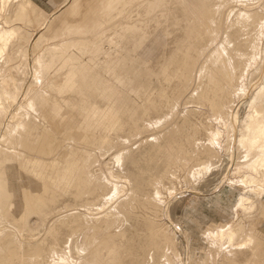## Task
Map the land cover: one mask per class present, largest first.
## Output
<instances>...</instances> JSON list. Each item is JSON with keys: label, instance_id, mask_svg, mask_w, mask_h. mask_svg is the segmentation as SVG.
<instances>
[{"label": "rangeland", "instance_id": "1", "mask_svg": "<svg viewBox=\"0 0 264 264\" xmlns=\"http://www.w3.org/2000/svg\"><path fill=\"white\" fill-rule=\"evenodd\" d=\"M34 1L45 10L47 17H51V14L56 12L58 19V16L65 17L69 12V16L65 19L75 24L79 20L82 22L85 14V19L86 16L89 18V14L94 12L91 9L97 7L96 5H99L102 0H69V3L67 0ZM200 1L138 0L131 2L126 0L123 4H118L107 18L100 17L102 24L100 23L97 30L95 29V32L87 36L81 44L82 49L80 48L79 53L70 49L67 51L65 57L69 58L70 63L64 69L75 72L78 84L69 93H58L59 96L52 86L47 88L46 73L43 74V78L36 80L31 70L36 64L35 56L40 51L43 50L41 55L46 60L55 55L54 61L59 62L60 54L64 49L61 51L50 49L49 43L52 41H46V34H50L49 31L45 30L43 37L35 39L34 35L38 27L26 20H15V5L18 1L11 0L6 5V9L0 10V24L6 25L9 22L8 24L12 25L11 27L18 34V36L13 34V36L16 35L14 38L12 36L14 40L11 38L6 53L4 52L0 57V89L3 90L2 86L6 87L9 98L10 95H16L15 99L6 98L9 103L7 116L0 113V134L2 132L5 137L0 139V187L5 186L3 190L0 188L2 191L0 193V264L28 262V264H57L56 260L58 262L59 258H66L72 264L76 262L80 264H168L166 260L171 261L172 264H210L212 262H214L212 264H226L224 260H221L222 252L217 250L218 242L220 243L218 245L230 243L231 258L237 263H244L251 257L250 247L247 246L248 234L241 228V225L246 223L248 226H256L255 234L260 237L259 244L263 248L259 250L260 257L256 260V264H264V213H262L264 212V164H257L256 166H261L256 167L255 172L246 170L245 165L247 166L251 159H255L260 151L257 147L248 146V142L238 143L240 136L244 137L249 133L247 129H244L245 125L251 124L254 120H251L252 116H249V114L254 115L251 109L261 110L263 113L259 111L256 118H260L261 115V118H264V22H262L264 21V0ZM90 2L93 5H90ZM245 4L249 7L248 9ZM200 6L212 13L215 20L213 24L216 25L213 26L218 30L219 36H223L224 31L227 30L228 35L230 34L234 40L242 42L244 38L242 36L253 33L256 35L258 32L255 31V27L259 28V25L263 27L258 33L262 35L260 34L259 39L257 38V47L252 56L255 58L249 61L255 60L256 63H249V67L248 65L237 67L236 73L237 76L241 75L242 87L240 93L235 95L237 98L233 99L235 96L228 93L225 88L227 77L222 76L220 81L214 82L209 78L207 71L201 74L202 61L212 46L209 42L211 36L205 26L208 25V20L201 13ZM230 11L234 12L231 14ZM246 11L256 16L255 21H249L245 25L246 28L241 30L235 22L239 15L247 13ZM121 14L123 16L127 14L126 19ZM120 18L122 22L119 21ZM57 19L48 20H55L52 26L57 27L59 25ZM106 34L111 37H106L108 36ZM22 35L24 42L22 41L21 44L18 38ZM77 39V36H73L74 44H79ZM97 41L100 43H96ZM7 57L10 58L9 61ZM221 58L215 61L216 67L223 66ZM124 64L125 68H123ZM112 69L121 73L122 86H119L125 89L126 93L120 88L116 94L109 89L104 91L108 85L111 86L114 83L111 82V78L114 79ZM134 69L135 72H133ZM136 70L139 73L144 70L142 74L145 77L141 73L140 77ZM249 71L251 72L248 73ZM132 72L135 74L132 75ZM137 77H139L138 80ZM32 87L33 89L30 90ZM43 92L57 97V100L64 103L63 107L66 104L64 107L66 110H69V104L78 101L80 94L88 95L90 101L96 103L99 101L97 104L101 106L107 100L105 96L117 97L122 115L120 123L117 122L113 129L84 128L81 125L76 126L78 122L65 123L62 128L56 130L38 112ZM25 95L26 99L31 98L35 102L33 107L36 110H33V107L29 108ZM100 100L103 102L100 103ZM26 106L29 107L26 108ZM223 106L227 107L223 109ZM24 112H26L25 115ZM15 113H18L16 121L13 120L14 116H11H16ZM158 119L163 121L160 125L150 124ZM216 119L219 120L215 121ZM221 119L226 122L221 123ZM19 122L22 127L16 126ZM119 124L121 127L118 126ZM91 129H94V132ZM212 133L217 136L210 137ZM21 134L23 136H20ZM46 138L51 141L49 154L42 152ZM21 142L25 143V147ZM213 145L219 146L214 148ZM68 147L69 150H67ZM248 147L253 149L250 150ZM245 153H247L246 157H244ZM246 173L252 176L251 178L254 177V181ZM45 181L53 182L47 185L48 192L42 188V182ZM157 181L160 183L159 188L155 186ZM6 192L10 194V198L5 195ZM39 194L42 198L38 197ZM240 196L249 197L239 203ZM37 200L41 203L36 204ZM236 204L241 207L238 205L236 207ZM159 222L164 224L165 230L169 229L173 232L169 241L171 243H168L169 253L163 244L164 234H156L154 230V226L160 225ZM208 223L210 225L208 227L217 229L214 231L217 235H210L211 239L202 235L206 230L204 226ZM216 225L218 228H214ZM219 228L224 232V237L221 239L218 235ZM99 233L102 236H98ZM109 253L111 259L107 261ZM258 260L261 262L258 263Z\"/></svg>", "mask_w": 264, "mask_h": 264}, {"label": "bare ground", "instance_id": "2", "mask_svg": "<svg viewBox=\"0 0 264 264\" xmlns=\"http://www.w3.org/2000/svg\"><path fill=\"white\" fill-rule=\"evenodd\" d=\"M11 0H0V10L2 11V10H4V9H6V5L10 2ZM16 1H18L17 2V5H15L16 6V17H15V20H20V21H22V20H26V22L28 21V22H30V23H32V24H34L36 27H38V29H37V32H36V34L34 35V37H35V39H39V38H41V37H43V35H44V31L45 30H47V31H49L50 32V34H46V37H47V39H46V41L48 42V41H52V43H49L50 45H49V47H50V49H52V50H56V51H61V50H63V52L60 54V61L59 62H57V61H54V59H53V56H55V55H52V57H50L49 59H45V58H43L42 57V52H43V50H42V52L40 53H38V55L37 56H35V59H34V62L36 63L35 64V66L34 67H32L33 69L31 70L32 72V74H33V76L34 77H36V80H37V78L38 79H41V78H43L44 76H43V74L44 73H46V86H47V88H50L51 86L54 88V90H56L57 91V95H58V93H61V92H67V93H69L71 90H72V88L73 87H75V85L76 84H78V81L76 80V75H75V72H73V70H71V69H68V70H65L64 68L67 66V64L68 63H70V60H69V58L68 57H65V55H66V53H67V51L70 49V50H73V51H75L76 53H79V50H80V48H81V44L85 41V39L87 38V36L89 35V34H92L93 32H95V29L97 28V26L101 23L100 22V17L102 16V17H104V18H107L108 17V15L110 14V12L118 5V4H123L124 3V1H126V0H102L101 1V3L99 4V5H96L97 7H95V8H93V9H91V10H94V12H92L93 14H91L92 16L90 17V14L89 13H87V14H89V18H87V16H86V19H85V15H84V19H83V21L82 22H77V23H70V22H68V20H66L65 19V17H68L69 15L68 14H70L69 12L68 13H66L67 14V16H58V19H57V15L55 14V13H53V14H51V17H47L46 16V12H45V10L43 9V8H41L34 0H16ZM68 1V3H69V0H67ZM131 2L132 1H138V0H130ZM144 1V0H143ZM149 1V0H148ZM200 1V0H199ZM238 1V0H237ZM66 2V1H65ZM80 2V1H79ZM78 2V3H79ZM151 2V1H150ZM172 2V1H171ZM201 2V1H200ZM203 2V1H202ZM205 2V1H204ZM76 3V2H75ZM75 3H74V5H75ZM78 3H77V5H78ZM127 3V2H126ZM129 3V2H128ZM139 3V2H138ZM152 3V2H151ZM197 3H198V1H197ZM67 4V3H66ZM148 4V3H147ZM167 4V3H166ZM175 4V3H174ZM231 4H233V3H231ZM230 4V5H231ZM90 5H93V4H91V2H90ZM138 5V4H137ZM226 5H227V3H226ZM244 5V4H243ZM247 4H245V6H246ZM14 6V7H15ZM59 6V5H58ZM76 6V5H75ZM95 6V5H94ZM94 6H92V7H94ZM136 6V4L134 5V7ZM203 6H204V4H203ZM238 6H240V5H238ZM60 7V6H59ZM91 7V6H90ZM122 7V6H121ZM129 7V6H128ZM128 7H126L127 9H128ZM132 7V6H131ZM130 7V8H131ZM147 7V6H146ZM162 7V6H161ZM160 7V8H161ZM189 7H190V5H189ZM217 7V6H216ZM247 7V6H246ZM63 8V7H62ZM61 8V9H62ZM79 8V7H78ZM118 8H120V7H118ZM139 8V7H138ZM152 8V7H151ZM154 8H155V6H154ZM154 8H152V9H154ZM164 8V7H163ZM168 8V7H167ZM191 8V7H190ZM225 8V7H224ZM242 8H244V7H242ZM249 7H247L246 9H248ZM251 8V7H250ZM60 9V8H59ZM120 9H122V8H120ZM125 9V8H124ZM126 9V10H127ZM159 9V8H158ZM162 9V8H161ZM206 9H207V5H206ZM70 10V9H69ZM88 10V9H87ZM143 10V9H142ZM190 10V9H189ZM200 10H201V13L203 14V16L208 20V25H205V26H207V32L209 33V35L211 36L210 37V43H211V45L210 46H212L211 47V49H210V52L204 57V60L202 61V65H201V74H203L204 72H208V74L210 75L209 76V78L211 79V80H213L214 82L215 81H220V77H222V76H224V77H227L228 78V81H225V82H227L226 83V85H225V88L227 89V91H228V93H230L231 95H233V96H235L236 94H238V93H240V89H242V87H241V85H240V76H237V73H236V70H237V67H239L240 68V66H246V65H248V67H249V63H251V62H255V60L254 61H251V62H249L250 61V59L251 58H253L252 56L254 55V51L256 50V47H257V38L259 39V36H260V34H258L260 31H262V26L260 27V25H259V28L258 27H255V31H257L258 33L255 35L254 33L253 34H248V35H245V36H242V38H243V41L242 42H239V41H237V40H234L231 36H230V34L228 35V31L226 30V31H224V33H223V36H219V34H218V30L213 26V25H215V23L213 24V22H215V20H214V18H213V15H212V13H210L209 11H207V10H205V9H203V7L202 6H200ZM230 10V9H229ZM254 10V9H253ZM252 10V11H253ZM57 11V10H56ZM79 11H80V9H79ZM115 11V10H114ZM121 11V10H120ZM162 11V10H161ZM163 11H165V10H163ZM228 11V10H227ZM88 12V11H87ZM90 12V11H89ZM129 11H127V13H128ZM159 12V11H158ZM218 12V11H217ZM223 12V11H222ZM229 12V11H228ZM226 13V14H229V13ZM232 11H230V13H231ZM234 12V11H233ZM232 12V13H233ZM247 12V11H246ZM249 12H250V10H249ZM80 13V12H79ZM78 13V14H79ZM117 13H118V9H117ZM231 13V14H232ZM76 14V13H75ZM114 14V13H113ZM112 14V15H113ZM122 14H124L123 12H122ZM121 14V15H122ZM141 14V13H140ZM151 14V13H150ZM154 14V13H153ZM223 14V13H222ZM125 15V14H124ZM230 15V14H229ZM76 16V15H75ZM123 16V15H122ZM126 16H127V14H126ZM126 16H123V17H125V19H126ZM9 17V16H8ZM7 17V18H8ZM101 17V18H102ZM117 17V16H116ZM120 17V16H119ZM130 17V16H129ZM256 16H254V14L253 13H244V14H240L239 15V17H238V19H237V21L235 22V24H237L239 27H240V29L242 30V29H245L246 28V26L245 25H247L248 24V22L249 21H253L254 20V18H255ZM50 18H54V19H57V23H59V25L57 26V27H55V26H52L53 25V23H54V21H50V20H48V19H50ZM138 18V17H137ZM161 18V17H160ZM195 18V17H194ZM222 18V17H221ZM230 18V17H229ZM231 18H234V17H231ZM264 18V17H263ZM68 19V18H67ZM109 19H110V17H109ZM196 19V18H195ZM198 19V18H197ZM216 19V18H215ZM102 20V19H101ZM104 20V19H103ZM231 20V19H230ZM9 21V20H8ZM7 21V22H8ZM106 21V20H105ZM104 21V22H105ZM108 21V20H107ZM117 21V20H116ZM115 21V22H116ZM119 21H121V18L119 19ZM133 20H131V22H132ZM136 21V20H135ZM255 21V20H254ZM260 21V20H259ZM113 22V21H112ZM115 22H113V23H115ZM122 22V21H121ZM126 22V21H125ZM124 22V23H125ZM127 22H128V20H127ZM130 22V23H131ZM262 22H264V21H262ZM9 23V22H8ZM7 23V24H8ZM16 23V22H15ZM19 23V22H18ZM56 23V24H57ZM123 23V24H124ZM129 23V22H128ZM202 23V22H201ZM257 23V22H256ZM261 23V22H260ZM259 23V24H260ZM5 25V24H0V57H1V55L5 52L6 53V48H7V46H8V44H9V41L10 40H12L16 35L18 36V34H16L17 32H15L14 30H13V28L8 24V25ZM17 24V23H16ZM23 24V23H22ZM55 24V23H54ZM102 24V23H101ZM112 24V23H111ZM117 24V23H116ZM120 24V23H119ZM122 24V23H121ZM122 24V25H123ZM132 24V23H131ZM189 24V23H188ZM202 24H204V23H202ZM225 24H226V22H225ZM230 24V23H229ZM28 25V24H27ZM41 25H42V27H41ZM104 25H105V23H104ZM121 25V26H122ZM251 25H253V24H250V26ZM34 26V27H35ZM111 26V25H110ZM119 26V25H118ZM192 26V25H191ZM216 26V25H215ZM221 26V25H220ZM226 26V25H225ZM231 26V25H230ZM254 26V25H253ZM264 26V25H263ZM19 27H21L20 25H19ZM101 27V26H100ZM109 27V26H108ZM137 27V26H136ZM245 27V28H244ZM22 28V27H21ZM159 28V27H158ZM182 28V27H181ZM186 27H184V29H185ZM193 28V27H192ZM24 29V28H23ZM26 29H28L27 27H26ZM35 29V28H34ZM106 29V28H105ZM183 29V30H184ZM226 29V28H225ZM253 29V28H252ZM19 30H21V29H19ZM25 30V29H24ZM97 30V29H96ZM156 30V29H155ZM254 30V29H253ZM26 31H28V30H26ZM103 31V30H102ZM114 32V31H113ZM112 32V33H113ZM152 32V31H151ZM158 32V31H157ZM16 34L15 36H13V34ZM19 33V32H18ZM31 33V32H30ZM99 33H101L100 31H99ZM98 33V34H99ZM111 34V33H110ZM121 34V33H120ZM221 34H222V32H221ZM47 35H49V36H47ZM96 35V34H95ZM106 35H108V36H106V37H111V35H109V34H106ZM124 35V34H123ZM152 35V34H151ZM166 35V34H165ZM189 35V34H188ZM257 35H258V37H257ZM262 35V34H261ZM12 36H13V38H12ZM73 36H77V41H78V43L79 44H74V42H75V40H73ZM23 37V35L22 36H20L19 38H18V41L22 44V41L24 42V38H22ZM27 37V36H26ZM93 37V36H92ZM96 37H98V36H96ZM12 38V39H11ZM99 38V37H98ZM98 38H97V40H98ZM102 38V37H101ZM128 38V37H127ZM204 38V37H203ZM261 38V37H260ZM34 39V38H33ZM103 39V38H102ZM132 39H134V38H132ZM137 39V38H136ZM139 39V38H138ZM202 39V38H201ZM14 40V39H13ZM92 40V39H91ZM208 40V38L206 39V41ZM17 41V42H18ZM26 41H27V39H26ZM25 41V42H26ZM32 41V40H31ZM96 40H94V42H95ZM106 41V40H105ZM168 41V40H167ZM259 41V40H258ZM13 42V41H12ZM11 42V43H12ZM35 42V41H34ZM47 42H45V43H47ZM100 43V41H97L96 43ZM108 42V41H107ZM118 42V41H117ZM136 42H137V40H136ZM140 42V41H139ZM138 42V43H139ZM260 42V41H259ZM19 43V44H20ZM42 43V42H41ZM44 43V42H43ZM89 43V42H88ZM95 43V44H96ZM208 43V42H207ZM87 44V43H86ZM104 44H105V42H104ZM97 45V44H96ZM99 45V44H98ZM121 45V44H120ZM132 45V44H131ZM206 45V44H205ZM33 46V45H32ZM40 46H41V44H40ZM44 46H45V44H44ZM88 46V45H87ZM92 46V45H91ZM91 46H89V47H91ZM146 47L148 46V45H145ZM11 47V46H10ZM21 47V46H20ZM38 47V46H37ZM43 47V46H42ZM41 47V48H42ZM109 47V46H108ZM113 47V46H112ZM124 47V46H123ZM140 47V46H139ZM262 47V46H261ZM260 47V48H261ZM30 48H32V47H30ZM97 48V47H96ZM149 48V47H148ZM205 48H206V46H205ZM208 48V47H207ZM29 49V48H28ZM43 49H45V48H43ZM82 49V48H81ZM86 49V48H85ZM150 49V48H149ZM203 49H204V47H203ZM9 50H10V48H9ZM258 50H259V48H258ZM14 51H16V50H14ZM29 51V50H28ZM30 51H31V49H30ZM103 51V50H102ZM101 51V52H102ZM139 51V50H138ZM150 51H151V49H150ZM165 51V50H164ZM10 52V51H9ZM18 52V51H17ZM22 52V51H21ZM32 52H33V49H32ZM31 52V53H32ZM34 52H36V51H34ZM82 52V51H81ZM80 52V53H81ZM83 52H84V50H83ZM137 52V51H136ZM19 53V52H18ZM23 53V52H22ZM31 53H28V54H30L31 55ZM131 53H133V52H131ZM201 53V52H200ZM203 53V52H202ZM204 53H205V51H204ZM27 54V55H28ZM151 54V53H150ZM185 54V53H184ZM246 54H249V55H246ZM257 54V53H256ZM10 55H11V53H10ZM15 55V54H14ZM13 55V56H14ZM36 55V54H35ZM45 55V54H44ZM92 55V54H91ZM123 55V54H122ZM137 55V54H136ZM5 56V55H4ZM81 56V55H80ZM90 56V55H89ZM100 56V55H99ZM222 57L221 58V60H222V62H223V66H221V67H216V65H215V61H218V58L219 57ZM3 57V56H2ZM28 57V56H27ZM33 57H34V54H33ZM132 57V56H131ZM147 57V56H146ZM195 57V56H194ZM256 57H258V56H256ZM29 59H30V57H28ZM90 58V57H89ZM89 58H87V59H89ZM94 58H96V57H94ZM254 58H255V56H254ZM253 58V59H254ZM1 59V58H0ZM3 59V58H2ZM7 61H9V57H7ZM79 59V58H78ZM78 59H77V61H78ZM85 59H86V57H85ZM132 59V58H131ZM130 59V60H131ZM135 59H137V58H135ZM147 59H148V57H147ZM199 59V58H198ZM201 59V58H200ZM145 60V59H144ZM149 60V59H148ZM252 60V59H251ZM28 62H29V60H27ZM84 61V60H83ZM147 61V60H146ZM163 61V60H162ZM6 62V61H5ZM11 62V61H10ZM55 62H57V63H55ZM88 62V61H87ZM91 62V61H90ZM129 62V61H128ZM135 62H136V60H135ZM164 62V61H163ZM177 62V61H176ZM31 63V62H30ZM99 62H97V64H98ZM116 63V62H115ZM123 63V62H122ZM142 63V62H141ZM197 63V62H196ZM219 63V62H218ZM256 63V62H255ZM254 63V64H255ZM90 64V63H89ZM126 64V63H125ZM125 64L123 65L124 67L123 68H125ZM130 64V63H129ZM134 64V63H133ZM137 64H140V63H137ZM198 64H200V63H198ZM253 64V63H252ZM14 65V64H13ZM115 65V64H114ZM127 65V64H126ZM194 65V64H193ZM197 65V64H196ZM222 65V64H221ZM251 65V64H250ZM11 66V65H10ZM75 66H78L77 64H75ZM138 66V65H137ZM143 66V65H142ZM220 66V65H219ZM95 67V66H94ZM131 67H134V66H131ZM140 67V66H139ZM144 67V66H143ZM152 67V66H151ZM155 67V66H154ZM153 67V68H154ZM164 67V66H163ZM194 67V66H193ZM92 68V67H91ZM96 68V67H95ZM130 68V67H129ZM198 68V67H197ZM243 68V67H242ZM251 68V67H250ZM131 69V68H130ZM136 69V68H135ZM135 69H134V71L133 72H135ZM145 69V68H144ZM151 69V68H150ZM158 69V68H157ZM249 69V68H248ZM247 69V70H248ZM124 70V69H123ZM127 70H128V67H127ZM139 70L141 71V68H139ZM198 70V69H197ZM200 70V69H199ZM244 69H242V71H243ZM63 71V72H62ZM112 71H113V74H114V79H112L111 78V82H114L113 83V85L111 84V86L110 85H108V87H106L105 89H104V91H106L107 89H109L110 91H112V93H114V94H116L118 91H119V88H120V90L122 89V87H120L119 85H121V81H122V78L120 79V74L121 73H118L117 71H115L114 69H112ZM121 71V70H120ZM129 71V70H128ZM137 71V70H136ZM246 71V70H245ZM8 72V71H7ZM132 72V73H133ZM138 73H139V71H137ZM136 72V74H138ZM143 72H144V70H143ZM142 72V73H143ZM251 71H249L248 73H250ZM108 73V72H107ZM131 73V74H132ZM141 73V72H140ZM140 73H139V75H140ZM141 73V74H142ZM149 73V72H148ZM153 73V72H152ZM157 73V72H156ZM196 73V72H195ZM239 73V72H238ZM244 73V72H243ZM105 74V73H104ZM135 73H133L132 75H134ZM150 74V73H149ZM138 75V76H139ZM143 75V74H142ZM142 75H140V77L142 76ZM146 75V74H145ZM199 75V74H198ZM245 75H246V72H245ZM244 75V76H245ZM108 76H110V75H108ZM136 76V75H135ZM144 76V75H143ZM167 76V75H166ZM197 76V75H196ZM195 76V77H196ZM203 76V75H202ZM112 77V76H111ZM145 77V76H144ZM198 77V76H197ZM250 77V76H249ZM5 78V77H4ZM138 78L139 77H137V80H138ZM193 78V77H192ZM242 79H243V77H241ZM104 79H105V77H104ZM107 79V78H106ZM132 79V78H131ZM143 79V78H142ZM197 79V78H196ZM195 79V80H196ZM222 79V78H221ZM245 79V78H244ZM43 80H45V78L43 79ZM133 80V79H132ZM136 80V79H135ZM198 80V79H197ZM200 80H202V79H200ZM222 80H224V79H222ZM222 80H221V82H222ZM226 80V79H225ZM5 82H6V79L4 80ZM107 81H109L108 79H107ZM212 81V82H213ZM40 82V81H39ZM81 82V81H80ZM83 82V81H82ZM128 82V81H127ZM134 82V81H133ZM182 82V81H181ZM206 82V81H205ZM38 83V82H37ZM194 83V82H193ZM243 83V82H242ZM241 83V84H242ZM41 84V83H40ZM43 84H45V83H43ZM125 84V83H124ZM127 84V83H126ZM192 84V83H191ZM197 84V83H196ZM215 84V83H214ZM27 85V84H26ZM39 85V84H38ZM138 85V84H137ZM33 86V85H32ZM41 86H42V84H41ZM122 86V85H121ZM194 86H195V84H194ZM35 87V86H34ZM126 87V86H125ZM145 87V86H144ZM179 87V86H178ZM210 87V86H209ZM222 87V86H221ZM244 87V86H243ZM30 88V87H29ZM37 88H38V86H37ZM41 88V87H40ZM43 88V87H42ZM45 88V87H44ZM146 88V87H145ZM2 89L3 90H1L0 89V113L1 114H4L5 116H7L6 114L8 113V111L9 110H7L8 108H9V103H8V101H7V99L6 98H8V100L10 99L11 100V97L12 98H14L15 99V96H11L10 95V98H9V91H7V89H6V87H4V86H2ZM33 89V87L30 89V90H32ZM78 89V88H77ZM80 89V88H79ZM172 89V88H171ZM176 89V88H175ZM221 89V88H220ZM16 90V89H15ZM46 90H48V89H46ZM45 90V91H46ZM53 90V91H54ZM123 90V92L124 93H126L124 90L125 89H122ZM212 90V89H211ZM18 91V90H17ZM16 91V92H17ZM28 91H29V89H28ZM84 91V90H83ZM87 91V90H86ZM189 91V90H188ZM24 92V89H23V91H22V93ZM145 92V91H144ZM224 92H226V91H224ZM30 93V92H29ZM184 93V92H183ZM75 94H77V93H75ZM113 94V95H114ZM217 94V93H216ZM26 95H28V93H26ZM26 95H25V99H26ZM32 95H33V93H32ZM63 95V94H62ZM79 95V94H78ZM143 95V94H142ZM187 95V94H186ZM24 96V95H23ZM59 96V95H58ZM74 96V95H73ZM130 96V95H129ZM147 96V95H146ZM232 96V97H233ZM38 97V96H37ZM71 97V96H70ZM106 98H107V100H106V102L101 106V105H98L97 103L99 102V101H97V103L96 102H94V101H90L89 100V96L88 95H85V94H80V96H79V98H78V101H76V102H72L71 104H69V106H68V108H69V110H66L64 107H66V104H65V106L63 107V102H61L59 99L57 100L56 98H55V96H52V95H49V94H47L46 92H43V95H42V100H40V101H42L41 102V105H40V107H39V109H38V112L40 113V115L42 116V118L43 119H45V121H47V122H49L50 124H51V126L54 128V129H60V128H62V126L65 124V123H67V124H74V123H77L78 122V125H76V126H79V125H81V127L82 126H84V128L85 127H91V128H95V129H97V128H102V129H107V128H112L117 122L118 123H120L119 121H120V119H121V113H120V107L118 106V103H117V97H113V96H105ZM131 97V96H130ZM142 97V96H141ZM214 98H215V95L213 96ZM239 97V96H238ZM18 98V97H17ZM24 98H23V102L25 101L24 100ZM33 98V97H32ZM64 98H66V96L64 97ZM92 98V97H91ZM133 98H134V95H133ZM182 98V97H181ZM204 98H206L205 96H204ZM213 98V99H214ZM234 98H237V96H235V97H233V99ZM14 99L12 100L13 102H14ZM128 99H130V98H128ZM142 99V98H141ZM219 99V98H218ZM22 100V99H21ZM27 101H26V103L30 106H26V108L27 107H29V108H32L33 107V105H34V101L30 98V100H28V99H26ZM94 100V99H93ZM171 100V99H170ZM221 100V99H220ZM237 100V99H236ZM66 101V100H65ZM71 101V100H70ZM101 101L102 100H100V103H101ZM129 101V100H128ZM151 101V100H150ZM176 101V100H175ZM215 101V100H214ZM232 101V100H231ZM19 102V101H18ZM21 102V101H20ZM103 102V101H102ZM144 102V101H143ZM173 102V101H172ZM201 102V101H200ZM223 102V101H222ZM132 103V102H131ZM135 103V102H134ZM169 103V102H168ZM214 103V102H213ZM233 103V101L231 102V104ZM10 104H11V102H10ZM169 104H171V103H169ZM219 104V103H218ZM235 104V103H234ZM255 104V103H254ZM26 105V104H25ZM39 105V104H38ZM37 105V106H38ZM68 105V104H67ZM142 105H144V104H142ZM146 105V104H145ZM148 105V104H147ZM174 105V104H173ZM176 105V104H175ZM180 105V104H179ZM192 105V104H191ZM208 105V104H207ZM253 105V104H252ZM24 106V105H23ZM200 106V105H199ZM220 106V105H219ZM251 106V105H250ZM258 106V105H257ZM16 107H18V109H19V106H17V104H16ZM21 107V106H20ZM142 107V106H141ZM147 107V106H146ZM206 107V106H205ZM208 107V106H207ZM210 107V106H209ZM218 107V106H217ZM227 106H223V109L224 108H226ZM256 107V106H255ZM15 108V107H14ZM135 108V107H134ZM164 108V107H163ZM33 110H36L34 107L32 108ZM32 109H30V110H32ZM146 109V108H145ZM148 109V108H147ZM150 109V108H149ZM171 109V108H170ZM175 109V108H174ZM177 109H179L178 107H177ZM176 109V110H177ZM198 109V108H197ZM219 109V108H218ZM206 110V109H205ZM208 110H210V109H208ZM215 110H217V109H215ZM228 110H229V108H228ZM253 112L252 113H254V115L252 114V115H250L249 114V116H252L251 117V120L252 119H254L252 122H251V124H247V125H245L246 126V128H244L245 130L247 129L248 131H249V133L246 135V136H244V137H242V136H240V138H239V140H238V143L239 142H243L242 144H244V142L246 143V142H248L247 144H248V146H250V147H257V149H259V151H260V154L258 155V156H256V158L255 159H251V162L250 163H248L247 164V166L245 165V169H246V167H247V169L246 170H248L249 169V171H254L255 170V168L257 167H259V166H261V165H258V166H256L257 164H264V118H261V116H260V118H256V115L257 114H259V111L260 112H262L261 110H258V109H251ZM18 111V110H17ZM144 111V110H143ZM172 111V110H171ZM185 111V110H184ZM210 111H212V110H210ZM209 111V112H210ZM233 111V110H232ZM19 112V111H18ZM36 112V111H35ZM133 112V111H132ZM145 112H146V110H145ZM175 112V111H174ZM25 113L26 112H24V115H25ZM28 113V112H27ZM133 113H136V112H133ZM163 113V112H162ZM233 113V112H232ZM263 113V112H262ZM10 114H11V111H10ZM9 114V115H10ZM14 114V113H13ZM16 114V113H15ZM18 114V113H17ZM17 114H16V116L15 115H11V116H14L13 117V120L15 119V121H16V117H17ZM21 114H23V112L21 113ZM132 114V113H131ZM146 114V113H145ZM185 114V113H184ZM219 114H220V111H219ZM218 114V115H219ZM26 115H28V114H26ZM38 115V114H37ZM171 115V114H170ZM217 115V116H218ZM221 115V114H220ZM220 115H219V119H220ZM223 115H224V113H223ZM231 115V114H230ZM264 115V114H263ZM141 116H142V114H141ZM169 116V115H168ZM167 116V117H168ZM211 116V115H210ZM259 116V115H258ZM257 116V117H258ZM139 117H140V115H139ZM164 117V116H163ZM189 117V116H188ZM228 117H230V116H228ZM18 118V117H17ZM30 118V117H29ZM127 118H128V116H127ZM178 118V117H177ZM184 118V117H183ZM216 118H218V117H216ZM11 119H12V117H11ZM11 119H9V120H11ZM20 119H21V117L19 118V121H20ZM156 119V118H155ZM163 119V118H162ZM162 119H158V120H156V121H154L153 123H150V124H158V125H160V122L162 121ZM197 119V118H196ZM214 119H215V117H214ZM219 119H216L215 121H218ZM24 120H27V119H24ZM135 120H136V118H135ZM134 120V121H135ZM139 120H140V118H139ZM139 120H137V121H139ZM222 120V119H221ZM1 121V120H0ZM122 121V120H121ZM151 121V120H150ZM169 121V120H168ZM223 121H225L224 119L222 120V122L221 123H223ZM7 122V121H6ZM6 122H5V124H6ZM163 122V121H162ZM194 122V121H193ZM226 122V121H225ZM48 123V124H49ZM137 123V122H136ZM166 123V122H165ZM199 123V122H198ZM5 124L3 125V129H4V127H5ZM11 124V123H10ZM13 124V123H12ZM34 124V123H33ZM184 124V123H183ZM200 124V123H199ZM24 125V124H23ZM151 125V126H152ZM170 125H172V124H170ZM170 125H169V127H170ZM215 125V124H214ZM13 126H15V124L13 125ZM12 126V127H13ZM17 127L18 126H20V127H22V125L20 124V122L16 125ZM32 126V125H31ZM30 126V127H31ZM34 126V125H33ZM118 126H120V124L118 125ZM150 126V127H151ZM155 126V125H154ZM167 126V125H166ZM181 126V125H180ZM11 127V126H10ZM11 127V128H12ZM35 127V126H34ZM44 127V126H43ZM121 127V126H120ZM143 127V126H142ZM149 127V128H150ZM164 127V126H163ZM178 127V126H177ZM24 128H25V126H24ZM148 128V129H149ZM171 128V127H170ZM7 129V128H6ZM10 129V128H9ZM21 129V128H20ZM23 129V128H22ZM40 129V128H39ZM113 129V128H112ZM11 130V129H10ZM15 130H16V128H15ZM28 130V129H27ZM36 130V129H35ZM92 130V129H91ZM94 130V129H93ZM92 130V131H93ZM166 130H168V128L166 129ZM214 130V129H213ZM2 131V130H1ZM16 131H18V129L16 130ZM30 131V130H29ZM29 131H26V132H29ZM40 131V130H39ZM60 131V130H59ZM68 131V130H67ZM96 131H98V130H96ZM157 131V130H156ZM217 131V130H216ZM10 132V131H9ZM23 132V131H22ZM73 132V131H72ZM94 132V131H93ZM41 133H44V132H41ZM50 133V132H49ZM49 133H47V134H49ZM54 133V132H53ZM69 133H70V131H69ZM143 133V132H142ZM211 133V132H210ZM6 134V133H5ZM15 134V133H14ZM30 134V133H29ZM38 134V133H37ZM67 134V133H66ZM71 134V133H70ZM88 134H92V133H88ZM87 134V135H88ZM144 134V133H143ZM149 134V133H148ZM208 134V133H207ZM10 135V134H9ZM33 135V134H32ZM46 135V134H45ZM93 135V134H92ZM92 135L90 136V137H92ZM15 136H16V134H15ZM14 136V137H15ZM20 136H23L22 134L20 135ZM20 136H18L19 138H20ZM37 136V135H36ZM44 136V135H43ZM42 136V137H43ZM102 136V135H101ZM141 136V135H140ZM158 136V135H157ZM217 135H215L214 136V133H212V134H210V137H212V138H214V137H216ZM3 137H4V135H3V133L1 132V134H0V139H3ZM13 137V136H12ZM25 137V136H24ZM23 137V138H24ZM41 137V138H42ZM139 137V136H138ZM163 137H164V135H163ZM5 138V137H4ZM30 138H31V136H30ZM37 138V137H36ZM50 138V137H49ZM53 138V137H52ZM67 138V137H66ZM99 138V137H98ZM8 139V138H7ZM10 139V138H9ZM57 139V138H56ZM91 139V138H90ZM139 139V138H138ZM160 139V138H159ZM169 139V138H168ZM210 139V138H209ZM24 140V139H23ZM23 140H22V142H23ZM27 140V139H26ZM92 140V139H91ZM105 140V139H104ZM155 140V139H154ZM157 140V139H156ZM211 140H213V139H211ZM210 140V141H211ZM10 141V140H9ZM45 142H44V146H43V149H42V152H44L45 154H49L50 153V148L49 147H51V144H50V140L49 139H45L44 140ZM66 141V140H65ZM162 141V140H161ZM181 141V140H180ZM11 142H13V140H11ZM15 142V141H14ZM21 142V143H22ZM173 142V141H172ZM219 142V141H218ZM9 143V142H8ZM25 143H26V141H25ZM25 143L23 144L22 143V145H24V147H25ZM42 143V142H41ZM56 143V142H55ZM210 143H213L214 144V142H210ZM210 143H209V145H210ZM217 143V142H216ZM215 143V144H216ZM18 144V143H17ZM57 144V143H56ZM62 144V143H61ZM219 144V143H218ZM241 144V143H240ZM40 145V144H39ZM63 145V144H62ZM222 145V144H221ZM157 146V145H156ZM210 146H212V145H210ZM214 146V145H213ZM216 146H219V145H216ZM216 146H214V148L216 147ZM243 146V145H242ZM23 147V148H24ZM26 147H28V145L26 146ZM59 147V146H58ZM250 147H248L250 150L251 149H253V148H250ZM21 148V147H20ZM30 148V147H29ZM57 148V147H56ZM217 148H220V147H217ZM216 148V149H217ZM34 149V148H33ZM59 149V148H58ZM63 149H64V147H63ZM66 149V148H65ZM167 149V148H166ZM216 149H215V151H216ZM11 150V149H10ZM41 150V149H40ZM67 150H69V147L67 148ZM181 150V149H180ZM25 151H27L26 149H25ZM63 151V150H62ZM157 151V150H156ZM220 151V149L218 150V152ZM17 152V151H16ZM31 152V151H30ZM69 152V151H68ZM217 152V153H218ZM246 152V151H245ZM12 153V152H11ZM26 153V152H25ZM32 153V152H31ZM38 154V153H37ZM63 154V153H62ZM61 154V155H62ZM42 155V154H41ZM57 155H59V153L57 154ZM56 155V156H57ZM67 155V154H66ZM66 155H63V156H66ZM16 156V155H15ZM43 156V155H42ZM247 156V153H245V155H244V157H246ZM249 156V155H248ZM17 157V156H16ZM55 157V156H54ZM177 157V156H176ZM184 157V156H183ZM65 158V157H64ZM144 158V157H143ZM17 159H18V157H17ZM76 159V158H75ZM146 159V158H145ZM175 159V158H174ZM72 160H73V158H72ZM177 160V159H176ZM180 160V159H179ZM185 160V159H184ZM183 161V160H182ZM186 161V160H185ZM68 162V161H67ZM84 162V161H83ZM174 162V161H173ZM72 163V162H71ZM78 163H81V162H78ZM171 163V162H170ZM178 163H179V161H178ZM89 164V163H88ZM172 164V163H171ZM187 164H188V162H187ZM186 164V165H187ZM177 165V164H176ZM180 165V164H179ZM185 165V166H186ZM65 166H67V164L65 165ZM69 166V165H68ZM77 166H78V164H77ZM81 166V165H80ZM84 166V165H83ZM89 166V165H88ZM87 166V167H88ZM182 166V165H181ZM264 166V165H263ZM172 167H174L173 165H172ZM171 167V169H173ZM62 168H64V167H62ZM83 168H85V166L83 167ZM67 169V168H66ZM176 169V168H175ZM179 169H181V168H179ZM178 169V170H179ZM242 169V168H241ZM165 170V169H164ZM178 170H177V172H178ZM182 170V169H181ZM244 170V169H243ZM185 171V170H184ZM67 172V171H66ZM82 172V171H81ZM80 172V173H81ZM89 172V171H88ZM182 172H183V170H182ZM255 172V171H254ZM83 173V172H82ZM91 173V172H90ZM258 173V171L256 172V174ZM86 174V173H85ZM92 174V173H91ZM163 174H164V172H163ZM250 174V173H249ZM80 175V174H79ZM174 175V174H173ZM183 175V174H182ZM246 175H247V173H246ZM244 175V177H247V176H249V175ZM61 176V175H60ZM86 176H88V175H86ZM85 176V177H86ZM90 177H91V175H89ZM88 176V177H89ZM112 176V175H111ZM166 176V175H165ZM181 176V175H180ZM62 177V176H61ZM68 177V176H67ZM76 177V176H75ZM82 177V176H81ZM84 177V176H83ZM89 177V178H90ZM173 177V176H172ZM252 177V176H251ZM250 176H249V178H251ZM66 178V177H65ZM87 178V177H86ZM85 178V179H86ZM89 178H87V179H89ZM160 178V177H159ZM248 178V179H249ZM254 178V177H253ZM253 178H251V179H253ZM68 179V178H67ZM92 179V178H91ZM90 179V180H91ZM242 179H243V177H242ZM247 179V178H246ZM251 179H250V182H251ZM244 180H245V178H244ZM243 180V181H244ZM65 181V180H64ZM87 182H88V180H86ZM253 181H254V179H253ZM57 182V181H56ZM155 182H156V180H155ZM161 182V181H160ZM53 182H50L49 181V183L48 182H42V184H43V186H42V188H43V190L45 191V192H48V190H49V188H48V184H52ZM244 183V182H243ZM248 183H249V181H248ZM61 184V183H60ZM31 185V184H30ZM33 185V184H32ZM66 185V184H65ZM73 185V184H72ZM162 185V184H161ZM74 186V185H73ZM107 186H108V184H107ZM116 186V185H115ZM155 186L157 187V188H159L160 187V183H159V181H157V183L155 184ZM3 187H5V186H3ZM3 187H0L2 190L4 189ZM69 187V186H68ZM67 187V188H68ZM78 187V186H77ZM80 187V186H79ZM122 186H120V188H121ZM114 188H116V187H114ZM36 189H38V188H36ZM53 189V188H52ZM68 189H66V191H67ZM118 190V189H117ZM120 190V189H119ZM37 191V190H36ZM121 191V190H120ZM119 191V192H120ZM160 191H161V189H160ZM258 191V190H257ZM2 191H0V193H1ZM38 192V191H37ZM61 192H63V191H61ZM109 192V191H108ZM118 192V191H117ZM157 192V191H156ZM155 192V193H156ZM27 193H28V191H27ZM154 193V194H155ZM158 194H159V192H157ZM5 194V193H4ZM158 194H155L156 196L158 195ZM1 195H3V194H1ZM7 197H9L10 196V194L9 193H7L6 192V194H5ZM27 195V194H26ZM105 195V194H104ZM107 195V194H106ZM110 195V194H109ZM160 195V194H159ZM158 195V196H159ZM29 196V195H28ZM27 196V197H28ZM38 197H40V194H39V196ZM107 197V196H106ZM249 197V196H248ZM248 197H244V196H240L239 198H238V202L240 203V202H243L242 200L244 199V198H248ZM10 198V197H9ZM40 198H42V197H40ZM40 198H39V200H40ZM158 198V197H157ZM104 199V198H103ZM110 199V198H109ZM153 199V198H152ZM160 199V198H159ZM39 200H37L35 203L36 204H40L41 203V201H42V199H41V201H39ZM44 201V200H43ZM160 201V200H159ZM107 202V201H106ZM5 203H6V201H5ZM158 203V202H157ZM7 204V203H6ZM25 204V203H24ZM2 205V204H1ZM237 205L238 204H236V207H237ZM238 206H240V205H238ZM263 206V205H262ZM106 207V206H105ZM241 207V206H240ZM109 211V210H108ZM23 212V211H22ZM262 212V211H261ZM262 213H264V212H262ZM7 214V213H6ZM235 214V213H234ZM234 214H233V216H234ZM262 215V214H261ZM237 216V215H236ZM24 217V216H23ZM239 217V216H238ZM18 218V217H17ZM259 218V217H258ZM107 219H108V217H107ZM260 219V218H259ZM258 219V220H259ZM262 219V218H261ZM111 220V219H110ZM231 220H233V219H231ZM231 220L229 221V220H227V221H229V222H231ZM247 220V219H246ZM256 220V219H255ZM105 221V220H104ZM244 221V220H243ZM228 222V223H229ZM252 222H254V221H252ZM160 223V225H158V226H154V230H155V233L156 234H164V236H165V239H164V241H163V244H165V250H168L167 252L169 253L170 251H169V249H168V247H170V246H168V243H171V242H169L170 241V238L172 237V234H173V232H170V230L169 229H164V224L162 225L161 224V222H159ZM227 223V224H228ZM232 223H233V221H232ZM256 223V222H255ZM262 224H263V222H261ZM226 224V225H227ZM208 225H209V223L207 224V225H205L204 227L206 228V230H204V233L202 234V235H205V237L206 236H208L210 239H211V237H210V235H213V236H215L214 234H216L217 235V233L216 232H214V231H217V229H215V230H213V229H211L210 227H208ZM218 225V224H217ZM217 225L214 227V228H216L217 227ZM221 225V224H220ZM109 226V225H108ZM210 226V225H209ZM219 226V225H218ZM230 226V225H229ZM228 226V227H229ZM228 227H226V228H228ZM218 228V227H217ZM241 228H243L244 230H245V232L248 234V243H247V246H249L250 248V250H251V257H250V259H248V261H245L244 263L242 262V263H237L235 260H233L232 258H231V253L232 252H229L230 251V248H232V247H230V243H228L227 245H218V243L216 244V243H214V244H216V247H218V251H221L222 253V258H221V260H224V262L226 263V264H256V260L260 257L259 255H258V253H259V250H260V248H261V245L259 244L260 243V240L258 239V238H260V237H257L256 236V234H255V231H256V226H252V225H247V223L246 224H242L241 225ZM220 230H219V232H218V235H219V239H221L222 237H224L223 235H224V232H223V230L222 229H224L223 227H222V229L221 228H219ZM94 230V229H93ZM93 230L91 231L90 230V232H93ZM259 231V230H258ZM89 232V231H88ZM89 232V233H90ZM97 232V231H96ZM99 232V231H98ZM88 233V234H89ZM106 234V233H105ZM160 234V235H161ZM244 234V233H243ZM246 234V235H247ZM101 234L99 233V235L98 236H100ZM258 235V234H257ZM102 236V235H101ZM158 236V235H157ZM221 236V237H220ZM112 237V236H111ZM159 237V236H158ZM98 238V237H97ZM106 238V237H105ZM208 238V239H209ZM215 238V237H214ZM264 238V237H263ZM263 238H261V240L263 239ZM207 239V238H206ZM215 240V239H214ZM217 241V240H216ZM229 241H231L230 239H229ZM209 242V241H208ZM215 242V241H214ZM224 242V241H223ZM211 243V242H210ZM213 243V242H212ZM220 244V243H219ZM169 245H171V244H169ZM211 245V244H210ZM213 245V244H212ZM218 245V246H217ZM232 245V244H231ZM215 247V246H214ZM261 249H263V248H261ZM216 251V250H215ZM54 252V251H53ZM208 252V251H207ZM264 252V251H263ZM218 253V252H217ZM261 254V253H260ZM110 253L107 255V261H110V259H111V257H110ZM215 255H217V254H215ZM263 255V254H262ZM52 256V255H51ZM218 256V255H217ZM219 256H220V253H219ZM218 256V257H219ZM234 256V255H233ZM164 257H166L165 255H164ZM221 257V256H220ZM264 257V256H263ZM210 258H212V256H211V253H210ZM217 258V257H216ZM60 260H58V262H57V260H56V263L57 264H72L71 262H70V260H67L66 258H59ZM167 259V258H166ZM173 259V258H172ZM192 259V258H191ZM194 259V258H193ZM29 260V259H28ZM174 260V259H173ZM210 260V259H209ZM212 261H213V259H211ZM260 260V259H259ZM258 260V261H259ZM31 261V260H30ZM51 261V260H50ZM52 261H54V260H52ZM85 261V260H84ZM199 261V260H198ZM216 261H218V259H216ZM215 261V262H216ZM220 261V260H219ZM55 262V261H54ZM166 262H168V264H170L171 263V261H168V260H166ZM223 262V261H222ZM261 261H259L258 263H260ZM29 263V262H28ZM28 263H26V264H28ZM212 263H214V262H212ZM212 263H210V264H212ZM263 263V262H262ZM76 264H80L79 262H76ZM172 264V263H171ZM192 264V263H191ZM261 264V263H260Z\"/></svg>", "mask_w": 264, "mask_h": 264}]
</instances>
